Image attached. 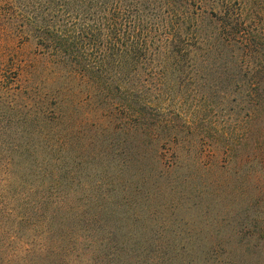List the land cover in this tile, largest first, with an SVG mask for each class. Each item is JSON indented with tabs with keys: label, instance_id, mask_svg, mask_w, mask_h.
<instances>
[{
	"label": "trees",
	"instance_id": "trees-1",
	"mask_svg": "<svg viewBox=\"0 0 264 264\" xmlns=\"http://www.w3.org/2000/svg\"><path fill=\"white\" fill-rule=\"evenodd\" d=\"M263 111L264 0H0V237L18 264H200L176 206L235 184Z\"/></svg>",
	"mask_w": 264,
	"mask_h": 264
},
{
	"label": "rangeland",
	"instance_id": "rangeland-1",
	"mask_svg": "<svg viewBox=\"0 0 264 264\" xmlns=\"http://www.w3.org/2000/svg\"><path fill=\"white\" fill-rule=\"evenodd\" d=\"M261 115L264 118V111ZM257 125L258 123H254L250 127L252 136L250 134L247 137L249 140L244 147L237 149V158L232 154L218 162L221 176L225 179L233 178L235 184L226 186L222 197H214L210 191L201 187L190 193L189 201H180L176 206L177 231L184 234L193 232L199 236L194 244V251H198L196 258L200 264L203 260L208 264H264V235H260L261 227L247 241L242 234L237 233L238 227L236 229L233 223L223 226L220 232H217L219 226L216 224L221 218L227 217L233 222L242 220L241 216L234 217L240 215L250 203H256V207L251 210L250 216L241 221L246 228L252 219L264 215V202L256 201L264 182V171L261 170L264 124L262 127ZM208 162L205 158L204 163ZM234 170L240 173H235ZM260 219L254 220L260 222ZM4 235V238L0 237V254L5 264H18L24 259L25 239L19 240L11 231ZM205 237L206 242L202 241Z\"/></svg>",
	"mask_w": 264,
	"mask_h": 264
}]
</instances>
